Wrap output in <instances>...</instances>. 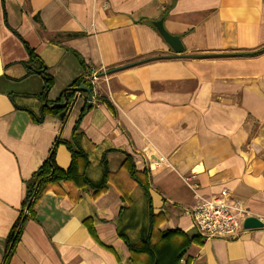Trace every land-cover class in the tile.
<instances>
[{
	"label": "crops",
	"instance_id": "obj_1",
	"mask_svg": "<svg viewBox=\"0 0 264 264\" xmlns=\"http://www.w3.org/2000/svg\"><path fill=\"white\" fill-rule=\"evenodd\" d=\"M160 18L182 52L154 27ZM22 39L54 80L48 103L97 71L77 138L86 177L109 175L96 196L64 181L48 187L5 264H134L118 232L131 241L145 232L148 199L121 167L126 155L137 170L149 169L158 228L196 237L180 264H264V51L223 55L264 45V0H0V264L25 181L52 147L56 165L67 168L69 151L54 143L70 138L87 99L75 91L68 115L39 121L42 68ZM184 177L205 196L228 189L263 226L206 239L184 212L193 204Z\"/></svg>",
	"mask_w": 264,
	"mask_h": 264
},
{
	"label": "trees",
	"instance_id": "obj_2",
	"mask_svg": "<svg viewBox=\"0 0 264 264\" xmlns=\"http://www.w3.org/2000/svg\"><path fill=\"white\" fill-rule=\"evenodd\" d=\"M13 32L15 33L14 30ZM22 41L29 52L30 59L39 62L40 67L42 68L39 70H42V76L44 79L43 90L47 91L53 85L54 80L51 75L43 71L44 64L33 53L32 49L29 48L28 44L23 39ZM263 51L264 45L249 52L224 53L223 55H257ZM70 52L79 60L81 59L77 52L73 50H70ZM190 56L194 57L200 55L191 54ZM158 57V55L144 57L140 59L139 62L148 61L152 58ZM27 69L32 71L30 67H27ZM81 83L87 85L92 89V85L85 79H83L82 76L78 77L72 80L67 86L69 87V89L66 91V96L69 100H72L76 88L80 86ZM43 92L39 95L41 100L43 97ZM96 99L99 102L105 104L112 112H114L113 105L107 98L101 95H97ZM62 100L63 98L61 96L56 99V101ZM62 110L63 108H60L58 106L43 109L44 113L58 117L59 113ZM84 112L85 103L81 108L79 115L72 127L70 138L68 140L57 139L54 143H62L69 151L70 162L67 168L61 169L56 165L54 150L52 147L44 161L32 173L29 179L25 181V194L22 201V209L18 215V218L13 223L8 237L6 238L3 264L6 263L16 241L18 240L25 219L28 216H31V209L33 204L53 183L64 181L80 189L91 188L94 191V196L100 194L105 190V184L109 175L107 171H104L101 179L98 182H92L86 177L85 174L86 169L89 166L88 155L87 152L81 147L77 138L81 134L79 123ZM121 167H125L128 170V173L132 180H134L142 188L148 199V224L145 232L142 233L140 237L135 241L129 240L124 233L118 232V235L122 238L128 248V260L134 264H180L188 245L192 240L196 239V237L194 235L190 236L179 229H159L158 226L162 222L163 217L153 214L151 209L148 191L150 182L149 169L144 168L142 170H137L135 168L133 160L131 159V156L129 155H126V158L123 160ZM85 223H87V221H85Z\"/></svg>",
	"mask_w": 264,
	"mask_h": 264
},
{
	"label": "built area",
	"instance_id": "obj_3",
	"mask_svg": "<svg viewBox=\"0 0 264 264\" xmlns=\"http://www.w3.org/2000/svg\"><path fill=\"white\" fill-rule=\"evenodd\" d=\"M86 79L94 86L98 80L97 71L91 70ZM183 180L191 188L193 197V204L184 208V212L191 216L200 235L206 239L231 238L244 229L243 219L251 214L239 200L231 197L228 189L222 188L218 193L205 196L196 191L190 177H184Z\"/></svg>",
	"mask_w": 264,
	"mask_h": 264
},
{
	"label": "water",
	"instance_id": "obj_4",
	"mask_svg": "<svg viewBox=\"0 0 264 264\" xmlns=\"http://www.w3.org/2000/svg\"><path fill=\"white\" fill-rule=\"evenodd\" d=\"M152 23L154 27L156 28V30L158 31V33L162 36L164 41L169 45V47L174 52L180 53L183 51L184 47L182 45L180 37L178 35L169 33L165 29L163 25V20L161 18L154 20ZM36 72L41 74L42 70H37ZM68 89L69 87H65L62 90V95H61L63 98L62 101H56L53 103L47 102L46 97H45L46 91H44V100L40 105V117L38 119L39 121H42L44 117V112H43L44 108H52L54 106H58L60 108H63V110L59 113L60 118H63L64 116L68 115V113L71 111L72 107L74 106L76 98H77V96L74 95L72 100H69L68 97L66 96V91ZM76 91H84L87 93L85 109H88L91 106V102H92V89L88 87L87 85H84L83 83H81L80 86L76 88ZM261 226H263V223L256 216H253V215L246 216L242 222V227L244 229L257 228Z\"/></svg>",
	"mask_w": 264,
	"mask_h": 264
}]
</instances>
